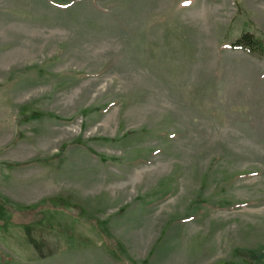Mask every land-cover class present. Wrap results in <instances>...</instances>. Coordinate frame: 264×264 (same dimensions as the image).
<instances>
[{
  "label": "rangeland",
  "instance_id": "rangeland-1",
  "mask_svg": "<svg viewBox=\"0 0 264 264\" xmlns=\"http://www.w3.org/2000/svg\"><path fill=\"white\" fill-rule=\"evenodd\" d=\"M244 33L264 0H0V264H264Z\"/></svg>",
  "mask_w": 264,
  "mask_h": 264
},
{
  "label": "trees",
  "instance_id": "trees-1",
  "mask_svg": "<svg viewBox=\"0 0 264 264\" xmlns=\"http://www.w3.org/2000/svg\"><path fill=\"white\" fill-rule=\"evenodd\" d=\"M245 43V45L249 46V49L255 53H259L261 55H264V41L260 39L258 36H254L253 33H244L242 34L234 43L235 46L240 45L241 43ZM108 242V241H107ZM106 246L108 249L110 248L109 242L106 243ZM112 251H116L117 249L112 247ZM263 255H259L255 253L254 259L262 261ZM126 263V261H124Z\"/></svg>",
  "mask_w": 264,
  "mask_h": 264
}]
</instances>
